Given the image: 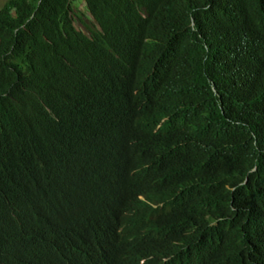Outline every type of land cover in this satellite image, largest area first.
<instances>
[{"label": "trees", "instance_id": "trees-1", "mask_svg": "<svg viewBox=\"0 0 264 264\" xmlns=\"http://www.w3.org/2000/svg\"><path fill=\"white\" fill-rule=\"evenodd\" d=\"M76 1L0 9V264H264V0Z\"/></svg>", "mask_w": 264, "mask_h": 264}, {"label": "rangeland", "instance_id": "rangeland-1", "mask_svg": "<svg viewBox=\"0 0 264 264\" xmlns=\"http://www.w3.org/2000/svg\"><path fill=\"white\" fill-rule=\"evenodd\" d=\"M8 0H0V9L4 6V4L7 2ZM85 7L86 4L83 0H78L75 2V25H76V29L78 31H81L85 34H88L87 29L85 28V26L81 23V21L78 19V17L82 14V13H86L85 11ZM86 16L90 17V20L93 21L91 15L89 13H86ZM81 18H85L83 15ZM87 23V20H85Z\"/></svg>", "mask_w": 264, "mask_h": 264}, {"label": "bare ground", "instance_id": "bare-ground-1", "mask_svg": "<svg viewBox=\"0 0 264 264\" xmlns=\"http://www.w3.org/2000/svg\"><path fill=\"white\" fill-rule=\"evenodd\" d=\"M246 171H247V169H246ZM131 253V252H130ZM122 255H124V254H122ZM118 258V257H117Z\"/></svg>", "mask_w": 264, "mask_h": 264}]
</instances>
